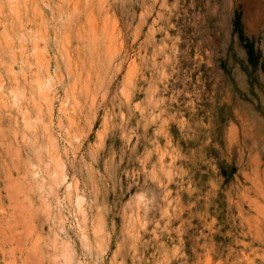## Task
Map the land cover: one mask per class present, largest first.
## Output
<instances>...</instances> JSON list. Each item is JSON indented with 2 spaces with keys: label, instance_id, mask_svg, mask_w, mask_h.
<instances>
[{
  "label": "rangeland",
  "instance_id": "1",
  "mask_svg": "<svg viewBox=\"0 0 264 264\" xmlns=\"http://www.w3.org/2000/svg\"><path fill=\"white\" fill-rule=\"evenodd\" d=\"M0 264H264V0H0Z\"/></svg>",
  "mask_w": 264,
  "mask_h": 264
},
{
  "label": "trees",
  "instance_id": "2",
  "mask_svg": "<svg viewBox=\"0 0 264 264\" xmlns=\"http://www.w3.org/2000/svg\"><path fill=\"white\" fill-rule=\"evenodd\" d=\"M241 25V15L236 12L235 13V20H234V27L236 29H239ZM239 38H243V35L240 31H237ZM245 49H246V61L243 63V67H241V71L243 72H254L257 67L259 66V60H260V55L258 50H256L254 48V45L252 42H248L245 45ZM231 172L233 173V169H231Z\"/></svg>",
  "mask_w": 264,
  "mask_h": 264
},
{
  "label": "bare ground",
  "instance_id": "3",
  "mask_svg": "<svg viewBox=\"0 0 264 264\" xmlns=\"http://www.w3.org/2000/svg\"><path fill=\"white\" fill-rule=\"evenodd\" d=\"M111 44V43H110Z\"/></svg>",
  "mask_w": 264,
  "mask_h": 264
}]
</instances>
